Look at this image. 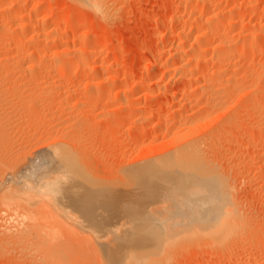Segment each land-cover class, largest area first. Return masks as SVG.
Listing matches in <instances>:
<instances>
[{
	"label": "rangeland",
	"instance_id": "1",
	"mask_svg": "<svg viewBox=\"0 0 264 264\" xmlns=\"http://www.w3.org/2000/svg\"><path fill=\"white\" fill-rule=\"evenodd\" d=\"M12 1L13 0L0 1V5H1L0 9H3V11L5 10L4 12H7L6 14H9L10 10L8 11V9L10 8L8 6ZM39 1L41 0H26L25 1L27 3L26 9H28L31 4L39 2ZM74 1L75 0H45V1L43 0L42 2L44 4L42 3L43 5H41L40 10L42 12L46 11L45 12L46 15L49 14L47 18H48V21L50 20L49 21L50 25H52L53 22H57V21L62 24L61 21L63 20V18L79 17L80 19L77 24H75L74 26L72 25V27L66 26L65 28L64 26H61V29L58 31V33L61 34V31H62L63 32L62 34H64V32L65 33L67 32V34H70V36L75 35L76 36L75 40H76L77 38L79 39V37H81L83 34L85 33L87 34L88 32L92 30L93 31L92 37L94 38L93 40L98 41V38H100L99 42H101L102 44L104 43V45L107 46V47L105 46L102 49V52L97 54L96 64H94L95 62H93L94 65L86 64L87 66L84 65L83 67V64L79 63L81 65L80 72H82V69H84L83 70L84 74H87L88 76L92 74L94 75L96 73L93 71V68L95 65L99 64L102 61L104 62L106 61V63H113L114 65L116 63L120 67H117L118 65L116 66V68L113 66L111 68H115V69L109 68L107 72L105 73L98 71L103 76L107 74L114 75V73H112L113 71L116 72L118 71V69H122V68L126 71L124 76L122 77V80L120 81L121 83L118 84L117 86L118 89L122 88V86H126L127 84H130L131 83L130 81L139 80L142 78L146 79L147 78L146 77L147 75L146 66L150 64V62L152 63L154 60H156V58L160 62V64L161 63L164 64V62L165 63L168 62L169 56L166 52H168L170 48H172L171 44L175 41L182 42L184 38L186 40V36L187 38L190 36L188 34V31L187 32L185 31V33L181 35V33H179L180 31L179 25L172 27V30L170 31L169 34H166L163 32V29L169 24L170 17L178 15L179 17H181L180 18L181 21L184 20L183 22L186 24H190L194 20L193 23H196V24L198 23V25L200 24V26H202L204 22L207 23L211 21V23H213L215 21L218 24L217 26L220 27L219 28L220 31L226 30L225 32L222 31L225 34H223L221 38L220 36L219 38L215 37L214 40L221 39V41H225L228 39V43L226 42L227 44H229L228 47H232L234 44V47L230 48V51L232 50L231 54L235 53L236 55L235 56L231 55L232 57L231 60L234 62H239V63L241 62V64L239 63H234V64L236 65L237 70H239L240 68L238 73L242 71L241 73L246 78L242 77V74L241 73L238 74L236 71V75L232 81V85L235 90L233 91L231 90L233 89L231 85V87L229 86V89L228 88H225L227 90L222 89L220 93L222 95L224 93L227 94L229 90L227 96L226 94H224L225 95L224 97L226 99L222 96L226 100L225 105H221L220 107L218 106L219 108L216 107V109L210 110L211 112L206 111V110L202 111V110H199L200 101L203 100L202 92H200V90L194 91L196 89H193L189 91L190 93L188 91L186 92V94L184 93L185 88L188 84V81H190L192 77H190V80L188 81H185L186 79H182L184 80V83L187 82L184 84L182 80H179V78L174 76L172 73L168 74V72L170 71H165V70H168L169 68H165L161 64L153 68V72L151 73L153 75V80L156 81V83L158 84V86L155 87L153 91L154 95L151 98L145 99L144 97L145 93L143 92V90H136L134 91L133 94H130L128 96L124 95V97L122 96L123 99H128L129 97L131 102L136 103V106L139 105L138 107L135 108L136 111L134 110V107L125 106L122 110L121 109L118 111L113 110L114 112L111 113L109 108H113L111 106L112 102L110 101L111 103L110 102L105 103L100 98H97L99 97V94L97 95L95 93L96 89L94 91V88L96 87L92 85V82L91 84L85 85L82 79L74 78L72 76H71L72 78L71 79L69 77L70 73L72 72L71 70H73L74 67L77 68L78 66L79 68V64H76L75 61H76V57L79 54V52L77 51V48L80 45L84 44L83 41L78 40V39L74 41L71 39V43L69 45H63L62 47L56 48L52 46V43L54 42L48 39L46 42L47 44H49V46H51V48L49 47L48 49H44V52L42 51L43 49L41 50L42 51L41 55L43 54L45 58V59L43 58L44 63L41 64L39 61V65L37 66L38 61L36 60L38 59L36 58L35 60L36 62L34 64L37 66V71L39 72V74L42 73V75L39 78V80L40 79L41 80L40 81L38 80L36 81L37 83L36 82L34 83L35 84L34 88L37 89L38 87L40 89L41 87L40 90L37 89L38 90L37 92L39 94L36 92V90H35V93L33 94L34 96L36 95L37 98L34 97L33 95H29L27 97V94L25 92L23 94L21 93L20 96L11 95L10 93H4L0 95V99H1L0 109L2 110V111L0 110L1 125L6 124L0 127V170L1 169L4 171L9 170V172H5L6 174H9L12 171L15 172L16 168L19 169V167L22 164H26V161H29L30 159L31 160L34 159V157H31V156L36 146H39L37 144L38 142L35 141L34 138L36 135H41L43 141H48L50 139H56V141L58 140L56 144L58 148L57 152L52 151V148L49 149V148L44 147L46 148L45 150L48 152L47 156L49 158L52 156L51 157L53 160L52 166H53V163L55 162L54 163L55 166H53L54 168H56L57 170L60 169V167L61 168L63 167L62 169H67L66 165L68 166V164L69 165L72 164L71 166H68V167L74 170L76 168V176L78 177L80 176L81 179H84V180L86 179L85 180L86 183H88V181H90L91 179V183H93V185L99 186V184L101 185L103 183L105 186L110 183L109 186L113 185V187L115 188L118 187V189L117 190L115 189L116 191L115 190L107 191L103 189L102 190L101 189L100 190H85L81 188H76V190H68V191L61 192L60 194L58 193L57 205L60 207V211H57L55 210L54 207L51 208L49 206L47 210L40 209L34 202L35 200L37 202L39 199L38 197L37 199H35L34 196H29L30 199L34 197V199H31L32 200L31 203H29L30 201L28 200L27 202H25L24 197L20 199H18L17 197H13L14 199L10 201L9 204H7L2 198L3 194L0 192V202L2 201L0 203V229L1 230L4 229L2 233L0 232V239L3 240V241L0 240V264H64V263L65 264H81V263L82 264H120V262L122 264H132V261H133L132 257L130 259L129 257H126V256L124 257V254L128 255V253L126 252L131 249V238L129 234H126V233H130V231H128L130 230L128 229L130 226V225L128 226V224L130 223H128V220L126 219H128L129 216H134L130 214V211L136 214V212L140 210L141 208L140 206L144 205L143 203L146 201H139L138 198H134V193L138 194L139 190L138 189L134 190V188H132L133 185L129 187L130 189H128L127 187L130 184H128L127 186L125 185V188L122 186H119V184L121 183H123L124 185L125 182L126 183L129 182L128 180H125V179H128L127 176L126 178L125 177L122 178L123 176L122 173L124 172L123 170L127 167L126 165L131 164L132 162H136V160L137 161L140 160V158H142L143 156V152H142L143 150L150 149L149 151L146 150L147 152H150L148 154L150 157H153V156L156 157V154H159L160 152H162L163 154V152L166 151V148L165 150L161 149L160 151H158L161 148V142L166 140V139L163 140L162 138L163 137L162 132H163V129L165 128V125L160 124V120L163 123L164 122L167 123L166 119L168 118V121L171 122V123H168L169 124L168 126L170 127L172 125V121L175 122L176 119L177 121H179L180 119L178 118L184 119V115H186V113L188 115L189 113L191 114L190 118H193L194 122L196 121L195 119L200 120L202 116L203 118L206 119L207 117L205 115L207 116L210 115L208 116L207 120L203 119L202 121L197 123L198 124L197 127H199L198 129L201 130V133L199 132L200 135L198 136L199 140L198 139L197 140L199 142L202 140L200 143H201L202 149L205 150L204 151L205 156L210 162L209 163L210 166H213V168H215L214 175H217V177H215L216 186L218 185L219 182L222 181L221 183H219L221 186L220 185L217 186L218 188H220V190L218 191L217 189L216 191L218 192L216 194L219 193L220 196L222 195L221 199L225 200L226 202L227 200H229V197H231L230 199L233 201L232 203L231 202L228 203V206H227L228 211L237 209L236 211L241 213L242 217H244V220L246 219L247 221L246 224L249 225L248 227L249 232H248V229L241 232L233 242H232V239L226 235H223V236L220 235L218 236L219 238H217L216 235H215L216 238L214 235H211L208 237L206 236V238H203V240L202 238L201 239L199 238L200 241L199 239L197 240L196 238L199 236L180 235L175 238L176 240H173L174 242L173 241L172 243L169 242V244H167L166 246L164 245L165 248L167 246H168L167 248H169V245L171 248L173 246L176 247V245L183 243V245H181L179 250L177 249L178 247L176 248L178 252L176 250L175 252L173 251L170 252L171 253L170 254L168 253V251L173 250L174 248L173 249L171 248L170 250H168L167 248L164 249V246H163V248H161L162 251H160L159 256L157 254H154L155 256L153 254L148 255L146 258L142 259L143 262H141L140 264H149L151 263V261L152 262L155 261V258L157 261L156 264H205V263L206 264H210V263L217 264L216 261L218 259L216 257H220L218 260L220 264L227 263L225 262L226 260L228 261V264H230L232 261L241 257L243 254H246L248 250L251 251V255L245 256V258L242 259L241 264L243 263L245 264V262H247L249 258H254L255 253L257 254V251H253L255 250L254 248L255 240L250 239L244 243H240L239 240L241 238H248L249 235H253L255 232L253 230H256V229H257L256 232H259L260 234L264 236V88H262L264 86V77H262L264 76V73L262 74L261 72V71H264L263 70L264 69V66H263L264 65V16H261L259 13V11L264 9V0H248L250 2H248L247 0H215V1L214 0H201V1L199 0L200 3L203 1L201 3L202 4L201 11L199 10V8L198 9L196 8L197 7L196 2L198 0L197 1L196 0H109V3L113 4L112 5L113 9H115L114 15L109 20H103V19L101 20V18L98 19L97 15L95 16L91 11L89 12L86 10L88 9L86 6L82 5L81 6L82 8H80L79 5L82 3L81 0H79V5H77L78 3L74 4L76 3ZM3 6H5V9ZM50 7L53 8L52 10H55V12L54 11L50 12L48 10L50 9ZM83 7H85V9ZM14 10H16V8ZM192 13H193V16H192ZM250 15H256V17L258 16L256 19L257 21H255L254 23H246V19L248 20ZM194 17H196V19ZM51 18H53L54 20L53 22L51 21L52 20ZM209 18L212 20H209ZM183 22L179 24H183ZM4 24L8 26L10 25L8 22ZM6 25H3L5 28L2 26V28L5 31L3 29H0L3 31V32L2 31L0 32V35H1L0 38L5 39L3 40V43H4L3 45H7L6 47H9L10 45L8 46V43L11 42L12 44L13 42L14 44L15 41H7L9 38L8 33L11 32L8 29L11 26L7 27ZM242 27L243 29L245 28V30H243ZM49 28L50 27L47 26L48 30ZM6 29L10 31V32H7V34H6ZM48 30H46L45 32H47ZM240 30H243L244 32H246L245 36L247 37L246 38L244 37L243 41H239L237 42L238 43L237 44L236 42H234L235 40L232 41V38L233 36H235L234 33L238 34L241 32ZM38 32H40V30H38ZM228 32L231 33V35ZM2 34L4 35L6 34V36L8 37ZM192 35L193 34H191V36L189 37L190 43H193L194 41H197V39H200L198 35H195V36L194 35L192 36ZM222 38L224 40H222ZM40 40H41L40 42L43 45L44 37L41 36ZM219 40L217 41V43L219 42ZM0 41L2 40L0 39ZM91 43L92 42H89L88 45L90 46ZM217 43L215 41L213 44H211V46L213 45L212 47L214 50L216 49L214 46H216ZM250 43L251 44L253 43L252 45H256V47L250 46L251 45ZM111 44L112 45L115 44L116 48L112 50L108 49V47ZM6 47L3 46V48H5L4 50H6V53L10 52L9 53L10 55L14 54L15 51H13L11 47H10V51ZM188 47L190 49H188ZM192 47L193 46L189 44L184 45L183 49L185 50L182 52L184 55H186L183 58L184 60L185 59L187 60L188 59L187 56L190 57V54L194 52V50H191L193 49ZM212 47L210 49H212ZM63 49L65 50L62 52ZM235 49H238V51H240L241 53H238L237 50H236L237 51L236 53ZM1 52H4L2 54H6L5 51L3 50ZM52 52H57L54 54L56 57L52 54ZM188 52L190 54L187 55ZM237 54H240L243 57H241L240 55H238L237 57ZM209 56L206 58L205 63L203 62L204 65L200 64L202 65V67H204L206 63L207 65L205 67L208 66L207 68H212V67L217 66L215 61L212 60L210 54ZM61 58L62 60H65V61H67L68 59L70 61L69 62L70 64L65 63L66 64L65 66L56 67V65L59 66L58 65L59 63L61 64ZM240 58L241 59L243 58V59L241 60ZM173 59L174 58L170 57V60L168 63H170V61ZM52 60H54L55 62L54 64H52L53 63L51 62ZM246 60L249 62L246 63L247 62ZM177 61L178 60H174V62H177ZM28 64L29 63H26L23 66L25 69H27L26 72L29 71ZM113 64H111L110 66H112ZM72 65H74V67ZM197 67H200L199 64L192 67V71L196 73V71L201 69ZM246 67L247 68L249 67V68L246 69ZM54 68L55 69L58 68V70L57 69L54 70ZM260 68H262L261 71H260ZM87 69L88 71H85ZM256 71H257V74H256ZM58 73H61V74H58ZM66 73L68 75H66ZM57 74H58V77H57ZM250 74L254 75L252 76V78H254L257 75L256 80H254L255 78L252 80ZM60 75H64L65 81L64 80L61 81L57 79L59 77H63ZM239 75H241V77ZM54 77H55V81H54ZM193 78H195V76H193ZM243 78L244 80H242ZM251 80L253 82V83L251 82L252 85L249 83L247 84V82H250ZM58 81L59 82L61 81V82L59 83ZM201 81L202 80H200L199 83H201ZM236 81L237 82L244 81L243 83L240 82L236 84V86L238 87L240 85L243 86L244 84H246L245 88L243 87L244 90L237 89V87L234 85ZM16 82L10 81L9 83L8 81L7 82L4 81L2 82L3 84L0 83V85H3L4 87H12V86L15 87L17 84L16 88L18 90L22 89V92H23L25 90V84L23 85L22 82H20L21 83L20 84L19 81H16ZM47 83L51 85V87ZM182 83L185 85V87L183 86ZM199 83L198 85H200ZM18 84H20V86H18ZM52 84L54 85V87ZM21 85L23 86V88H21ZM105 85L107 84L104 83V86ZM242 86H240L241 89H243ZM250 86H253V87L251 88ZM69 87L70 88L72 87V88L69 89ZM246 87L249 88L250 91L247 92ZM64 90H67V93ZM45 91H48L49 93L47 94V92ZM57 91L58 93L61 92L59 93L60 95L57 93ZM115 91H117V89ZM115 91L113 90L112 93L115 94ZM88 92L90 94L94 93L95 95L91 96L90 94H88L89 95L88 97V95H86ZM198 93H200L201 95H199ZM189 94L191 96H189ZM45 95L47 96V98L45 97ZM71 96H72V99H71ZM197 96L201 98V100ZM229 96L232 98H230ZM31 97H34V98H31ZM227 97H228V100H227ZM23 98L25 99L23 100ZM76 98L79 101H77ZM96 98H97V101H95ZM35 99L36 100L38 99L37 100L38 102ZM91 100L93 103L97 105L92 104V102L90 103L89 101ZM230 100L231 102L228 103ZM192 101L195 103H193ZM85 106L86 107L88 106V107L86 108ZM76 107H78V109ZM89 107L93 109L90 110ZM224 107L226 108V110ZM23 109L25 112L23 111ZM97 109L98 110L100 109V111H97ZM39 110L41 112H39ZM137 110L138 111L140 110V111L138 112ZM96 112H98L99 114ZM230 112L232 114H230ZM140 116L141 118H139ZM99 117H101L103 121ZM164 117H167V118L165 119ZM88 118H90L93 121H91ZM230 118L232 119L234 118L233 121L230 120ZM236 118L237 120H239L237 121L238 123L234 122ZM112 119L114 120L112 121ZM163 119H165L166 121L165 120L162 121ZM86 121L87 122L89 121V122L87 123ZM83 122L87 123L88 125H86ZM178 125L177 124L175 125L174 123L171 126V128L177 127ZM111 131L114 136L111 134ZM59 136H60V139H59ZM112 138L114 139V141ZM78 141L80 142L79 144H78ZM81 142H82V145H81ZM150 145L152 146V148H147ZM138 147H139V150H138ZM212 147L215 149H213ZM151 149H154V150L156 149L155 151L157 152H153ZM84 156L86 159L82 158ZM42 157L41 159L44 161L45 157L44 156ZM56 160L62 166L60 165L56 166L58 164ZM53 167L52 169H54ZM72 167H75V168H72ZM119 170L122 172H120ZM59 171H61V173L63 172L62 170H58L57 172L59 173ZM65 171L67 173V170ZM72 171L70 172L68 171L67 174H70ZM3 172L2 173L0 172L1 173L0 179L4 175H6L5 173L3 174ZM66 173H65V175L67 176L66 180L71 179L75 181L77 179L76 176H74L75 172L74 173L72 172L73 174L71 173V175H73L74 178H72V176L70 175H67ZM124 174L126 175L125 172ZM78 179L77 181H80ZM108 179H111V180H108ZM123 179L125 180V182ZM217 179L219 182L217 181ZM103 180L105 181L107 180V181L105 182ZM98 181H100V183ZM117 182H118V185H115L117 184ZM222 183L223 185L224 184L226 185V186L225 185L223 186L226 192L225 190H222L224 191L223 192L224 194L221 193L222 192L221 188L223 189ZM20 186L21 188L26 187L23 184H21ZM129 192L131 196L127 195V197H125V195H123V194H128ZM103 193L105 194L113 193V195L112 196L107 195L104 197V196H101V194ZM116 193L117 194L122 193L121 195L123 197L120 194L117 195ZM225 193L229 195L227 200L225 198L227 197ZM114 194H116L117 196H115ZM100 196L103 198H101ZM118 196H120L122 200L118 198ZM114 197L116 198V200ZM133 198L135 199L134 202H133ZM124 199L126 200L123 201ZM137 202L139 204H137ZM226 204L227 203H225V205ZM225 205L223 209L224 211L227 210ZM29 209L37 212V214L35 215L33 214L35 217L37 218L39 217L36 220H40L41 222L45 220L43 224L41 222L39 223L41 227L43 225V227L45 226L47 228L49 224H52V226L51 225L48 226V228L52 227L51 230H53L52 232L50 231L48 232L49 235L47 234V231L44 232L45 230L43 227L42 228L39 227L40 225L37 224V221L35 222L33 220L34 223L30 225L29 220L31 218L28 219L24 216ZM104 209L108 211L112 209L116 210L117 215L119 214L118 217L120 218L119 219L118 217H116L118 218V222L122 221L125 223V220L127 221L125 223V225L127 224L126 228L124 226L125 230H122L124 223L122 225L120 223V226H122L121 229H119L120 226L118 225L115 226V228L117 227L119 229V232H117V229H115L114 226L112 227L113 229L109 227L106 229L105 232H107L109 235H111L110 233H112V236H107L108 234L105 232H102V233H105L104 234L105 236L99 233V231L97 230L98 228L96 226L97 225L96 218H98L99 212ZM22 212L24 213V215H22ZM138 214L140 213L138 212ZM40 215H42L41 216L42 219ZM48 222L50 223L48 224ZM35 223L38 225V230H36L37 233L41 232V229L44 230L38 235L37 233L32 232L33 230L31 229L32 225ZM46 223L48 225H45ZM33 228L35 229V227ZM48 228L46 230H48ZM9 229L13 231L14 230L17 231L16 234L14 233L15 236L8 234L9 232L10 233L13 232V231H8ZM28 230L30 232H28ZM112 230L114 231L112 232ZM115 230L117 233L115 232ZM121 230L124 231V233L126 234L125 235L126 237L123 238L124 234ZM251 231L253 233H251ZM17 233H20V236H16ZM115 233L116 235L122 234L123 236L117 237ZM4 234L5 235L7 234L6 235L7 237H3ZM100 234H101V237L99 239H102V240L100 241L96 240L95 239L96 236H99ZM242 235H244V237ZM181 236H184V237H181ZM201 236H204V235L201 234ZM209 237H212L215 240H212ZM114 238H115V241H117L116 238H118V241L116 243L114 242ZM120 238H123V239H120ZM207 238L210 239L211 243L213 242L216 244L208 245V243L210 242L207 241ZM188 239H191L192 241L190 242L189 240L190 242L189 243ZM120 240H122V243L119 242ZM182 240H187V245L186 244L184 245V241ZM177 241L178 242L181 241V242L178 244ZM262 241H263L262 242L263 244L264 239ZM219 242H220V245H219ZM199 244L201 245L200 247H199ZM193 245H194V248L192 247ZM184 246L185 247L187 246L186 249L184 248ZM216 246L218 247V249ZM225 246L228 250H226ZM236 246L238 247V249ZM103 248H108V249H106V252H105ZM163 250L165 251L168 250V251L164 252ZM109 251H111V253H109ZM218 252L220 253L218 254ZM166 253L168 256H165ZM117 254L119 255L117 256ZM226 254H228V256H226ZM68 255L72 258H70ZM222 255H223V259L226 258L224 260V263L222 262L223 260L221 259ZM162 256L163 258L165 257V259L167 257L165 262H163V260L160 258ZM232 257H234V259H232ZM51 258L52 260H50ZM152 258L153 260H151ZM158 258H160L162 261L161 260L158 261ZM230 259H232V261ZM98 261L100 262L98 263ZM154 263L155 262H153L152 264Z\"/></svg>",
	"mask_w": 264,
	"mask_h": 264
},
{
	"label": "bare ground",
	"instance_id": "2",
	"mask_svg": "<svg viewBox=\"0 0 264 264\" xmlns=\"http://www.w3.org/2000/svg\"><path fill=\"white\" fill-rule=\"evenodd\" d=\"M2 1V0H0ZM4 1V0H3ZM26 0H13L10 4H9V8L8 11H9V14H6L7 12H4L3 9H0V29H3L2 26L3 25H6L4 23L8 22L10 25H6L7 27H10L8 30L6 29V34L7 32H10L8 33L9 34V38L7 41H15V43L11 44L8 43V46L9 47H6L7 45H3V40L5 39H2L0 38L2 41H0V83L3 84L2 82H9L10 81L12 82H16V81H19L23 83V85L25 84V90L22 92V89L23 86L21 85V90H18L16 88V86H12V87H4L3 85H0V95L1 94H4V93H10L11 95H21V93L23 94L24 92L27 94V97L29 95H33L35 93V90L36 92L38 91L37 89H39L37 87H35V82L39 80L40 76L42 75L39 74V72L37 71V66L39 65V61L40 63H44L43 61V54L41 55V52L43 51L44 52V49H48L49 47L51 48V46H49V44H47V40L49 39L50 41L52 40L54 43H52V46L53 47H62L63 45H69L71 43V39L76 41L75 40V35H72L70 36V34H67V32L64 34H62L63 32L61 31V34L58 33V31L61 29V26H64V28L67 26V27H72V25L74 26L75 24H77L79 22V17H67V18H63V20L61 21L62 24L60 22H53V18H51L52 20V25L49 24V21H48V18L47 16L49 15H46V11L45 12H42L40 10V7L41 5H43L44 3L42 2L43 0L39 1V2H36V3H33L30 5V7L28 9H26L27 7V3L25 2ZM45 1V0H44ZM82 1V3H81ZM80 1V5H79V0H75L74 4H77L80 6V8H82L81 6H86L88 9H86L87 11H91L95 16L97 15L98 19L101 18V20H109L113 15H114V10L113 9V4L112 3H109V0H81ZM197 1V0H196ZM201 1V0H200ZM215 1V0H214ZM248 1V0H247ZM7 2V1H6ZM113 2V1H112ZM199 0L196 2V8L201 11V6H202V2L199 4L198 3ZM208 2V1H207ZM250 2V1H248ZM43 3V4H42ZM216 3V2H215ZM7 4V3H6ZM187 4V3H186ZM199 4V6H198ZM243 4V2H242ZM241 4V5H242ZM245 4V3H244ZM3 5V4H2ZM184 5V4H183ZM205 5V4H204ZM207 5V3H206ZM214 5V4H212ZM211 5V6H212ZM252 5V4H251ZM1 6V5H0ZM209 6V5H208ZM210 6V7H211ZM216 6V5H215ZM245 6V5H244ZM248 6V5H247ZM4 9H5V6H3ZM77 7V6H76ZM190 7V6H189ZM188 7V9H189ZM192 7V6H191ZM206 7V6H205ZM218 7V6H217ZM243 7V6H242ZM1 8V7H0ZM16 8V10H14ZM85 9V7H83ZM177 8V7H176ZM12 9V11H11ZM53 8L50 7V9H48L50 12L54 11L55 10H52ZM185 9V7H184ZM209 9V8H207ZM26 10V11H25ZM28 10V12H27ZM187 11V9H186ZM190 11V9H189ZM195 11V10H194ZM197 11V10H196ZM208 11V10H207ZM219 12V11H218ZM217 12V13H218ZM251 12V11H250ZM48 13V12H47ZM220 13V12H219ZM260 15L261 16H264V9L259 11ZM56 14V13H54ZM251 14V13H250ZM254 14V13H253ZM259 15V16H260ZM53 16V15H52ZM192 16H193V13H192ZM196 16V15H194ZM198 17V15H197ZM210 17V16H209ZM212 17V16H211ZM258 17V16H257ZM256 15H250L249 16V19L247 20L246 19V23H254L255 21H257ZM181 17H179L178 15L176 16H171L170 19H169V24L168 26H166L164 29H163V32L166 33V34H169L170 31L172 30V27L176 26V25H179V28H180V31L179 33H181V35H183L185 33V31L187 32L188 31V34L191 36V34H193L194 36L195 35H198L200 39H197V41H192L193 43H190V39L189 37L187 38L186 36V40L185 38L182 40V42H179V41H175L173 42L171 45H172V48H170V50L168 52H166L169 56V60H170V57L174 58L173 60L169 62H164L161 63L165 68H169L168 70H165V71H170L168 72L169 73H172L174 76H176L177 78H179V80H182V79H186L185 81H188L190 80V77L193 78V76H195V78H191L190 81H188V84L185 88V91L184 93L186 94V92L190 91V90H193V89H196L194 91H197V90H200V92H202V101H200V108L199 110H206V111H210L212 109H216L219 108L221 105H225V95L226 93H224L223 95L220 94L221 93V90L222 89H225V88H228L229 89V86L231 87L232 85V81L236 75V71L238 73V71L240 70H237L236 68V65L234 63H239V62H234L231 60V55L235 56L236 54H231V51H230V48H233L234 47V44L232 47H228L229 44L228 43V39L225 40V41H221V39L219 40V36L221 38V36L225 33H223L222 31H226V30H222L220 31V27H218L217 23L213 22L211 23V21L209 20H212L209 18V22L202 24V26H200V24L198 25V23H193L191 22L190 24H186L184 23L181 19ZM196 19V17H194ZM193 18V19H194ZM213 18V17H212ZM217 18V17H216ZM259 19V18H258ZM192 20V19H191ZM190 21V20H189ZM219 21V20H218ZM259 21V20H258ZM183 22V24H179ZM186 22V21H185ZM188 22V21H187ZM196 22V20H195ZM202 22V20H201ZM200 22V23H201ZM231 22V21H229ZM56 23V24H54ZM205 25V26H204ZM242 25V24H241ZM47 26H49V30L47 29ZM246 26V25H245ZM4 27V26H3ZM178 27V26H177ZM223 27V26H222ZM5 28V27H4ZM40 28V29H38ZM78 28V26H77ZM76 28V29H77ZM225 28V27H224ZM40 30V32H38V30ZM48 30L47 32H45L46 30ZM63 29V28H62ZM241 29V28H240ZM243 29V27H242ZM4 30V29H3ZM245 30V28L243 29ZM243 30H240L241 32L240 33H234L235 36H233V38L230 36L231 33H229L230 37L232 38V41L234 42H239V41H243V38L247 37L245 36L246 32H244ZM2 30H0L1 32ZM5 31V30H4ZM243 31V32H242ZM258 31V30H256ZM3 32V31H2ZM195 33V34H194ZM197 33V34H196ZM255 33V32H253ZM259 33V32H257ZM6 34H2L4 36H6ZM261 34V32H260ZM192 35V36H193ZM233 35V34H232ZM258 35V34H257ZM44 37V44L42 45V43L40 42V37ZM93 31L91 30L90 32H88L87 34H83L81 37H79L78 40H81L83 41L84 44L80 45L78 48H77V51L79 52L78 56L76 57V61L75 63L76 64H83V67L84 65L87 66L89 64H96L97 62V54L102 52V49L106 46L104 45V43L102 44L101 42H99V39L98 38V41H94L93 39ZM197 36V37H198ZM226 36V35H224ZM223 36V37H224ZM1 37V35H0ZM8 37V36H6ZM215 37H218L217 39L219 40V42L217 43L218 40H214ZM228 37V36H227ZM7 39V38H6ZM222 40H224L222 38ZM43 41V40H42ZM70 41V42H69ZM216 41V46H214L216 49L214 50L213 49V45L211 46V44H213L214 42ZM89 42H92L91 45L89 46L88 43ZM227 42V43H226ZM233 42V43H234ZM41 43V44H40ZM49 43V42H48ZM192 45L193 49L191 50H194V52H192L191 54L188 52V54H190V57H188V59L184 60V55L182 52L185 50L183 49L184 45ZM238 44V43H237ZM251 44V43H250ZM253 44V43H252ZM250 45V46H254L256 47V45ZM255 44V43H254ZM14 47H12V46ZM247 45V44H246ZM6 47L9 49L10 51V47L12 48L14 52V54H9L10 52H7L6 53V50H4ZM212 49H210L211 47ZM249 46V45H248ZM258 46V45H257ZM107 47V46H106ZM116 48V45L115 44H111L108 49L112 50ZM247 48V47H246ZM245 48V49H246ZM43 49V50H42ZM55 49V48H54ZM188 49H190L188 47ZM210 49V50H209ZM255 49V48H254ZM262 49V48H261ZM5 51L6 54H2L4 52H1V51ZM42 50V51H41ZM56 50V49H55ZM53 50V51H55ZM65 49L62 50V52L64 51ZM105 50V49H104ZM212 50V51H211ZM234 50V49H233ZM238 51V49H235V51ZM242 50V49H240ZM247 50V49H246ZM249 50V49H248ZM251 50V48H250ZM258 50V49H257ZM12 51V52H13ZM67 51V50H66ZM69 51V49H68ZM73 51V50H72ZM236 51V53H237ZM234 52V51H233ZM232 52V53H233ZM250 52V51H249ZM247 52V53H249ZM55 53L57 52H52V54L54 55ZM70 53V52H69ZM67 53V54H69ZM76 53V52H75ZM160 53V52H159ZM238 53H241L240 51H238ZM45 54V53H44ZM166 54V55H167ZM209 54L211 55V58L213 61H215V63L217 64V66H214L215 67H212V68H207L205 67L207 65L202 67V65L200 64H203L205 63L206 61V58L209 56ZM243 54V53H242ZM65 55V54H64ZM238 55L240 54H237V57ZM55 56V55H54ZM71 56V55H70ZM241 57H243L242 55H240ZM247 56V55H246ZM56 57V56H55ZM210 57V56H209ZM36 58L38 60H36ZM164 58V57H163ZM45 59V58H44ZM210 59V58H209ZM241 59V58H240ZM243 59V58H242ZM241 59V60H242ZM263 59V58H262ZM38 61L37 63V66L34 65L36 61ZM56 60V59H54ZM54 60H52L51 62H53L52 64H54ZM100 60V59H99ZM174 60H178L177 62H174ZM211 60V59H210ZM237 60V59H236ZM34 61V63H33ZM209 61V60H208ZM212 61V62H213ZM240 61V60H238ZM244 61V60H243ZM247 61V60H246ZM263 61V60H262ZM70 61L67 59V61L65 60H62L61 58V64L57 63L59 66L56 65V67H62V66H65L66 64L65 63H69ZM90 62V63H89ZM93 62H95L93 64ZM110 62V61H109ZM204 62V63H203ZM245 62V61H244ZM249 61H247L246 63H248ZM26 63H29L28 64V68H29V71L26 72L27 69H25L23 66L24 64ZM32 63V64H31ZM118 63V62H117ZM141 63V62H140ZM243 63V62H242ZM79 64V68L77 66V68L74 67V65H72L74 68L73 70H71L72 72L70 73L69 77L71 78L74 77V78H80L83 80V83L85 85L87 84H91L92 82V85H94L96 88H94V91L96 89V94L98 95L99 94V97L97 98H100L101 100H103L105 103L106 102H112V107L113 108H109L110 109V112H114L115 110L118 111V110H122L125 106H128V107H134V110L136 111V103L134 102H131L129 97L128 99H123L122 96L124 97L125 96H128L130 94H133L134 91L136 90H143V92L145 93L144 94V97L145 99L146 98H151L154 93V89L156 86H158V84L156 83V81L153 80V75L151 74L153 72V68H155L156 66H159L161 65L160 62L157 60H154L152 63L150 62V64H148L146 66V79L142 78V79H139V80H134V81H130L129 83L130 84H127L126 86H122V88H119L118 89V84H120L121 80H122V77L124 76L125 74V70L123 69H118V71L116 72H112L114 73V75H102L100 74L98 71L100 72H107V70L111 67H115L118 65L115 63V65L113 63H106V61H102L100 62L99 64L95 65L94 68H93V71L94 72H98L97 74L95 73L94 76L93 74L92 75H87V74H84V69H82V72H80V67L81 65ZM87 64V65H86ZM111 64H113L112 66H110ZM197 64H199L200 67H197V68H201L199 69L198 71L193 72L192 71V67L196 66ZM241 64V62L239 63ZM246 65V64H245ZM262 65V64H261ZM47 66V65H46ZM210 66V65H209ZM264 66V65H263ZM41 67V66H40ZM44 67V66H43ZM117 67H120L119 65ZM243 67V66H241ZM24 68V69H23ZM115 68H111V69H115ZM127 68V67H126ZM249 68V67H248ZM246 67V69H248ZM43 69V68H42ZM45 69V68H44ZM58 70V68H56ZM54 68V70H56ZM61 69V68H60ZM89 69V68H88ZM85 70V71H88ZM262 68H260V71H261ZM50 70V69H49ZM91 70V69H90ZM89 70V71H90ZM264 70V69H263ZM46 71V70H45ZM65 71V69H64ZM112 71V70H110ZM244 71V70H243ZM259 71V72H260ZM242 72V71H241ZM239 72V73H241ZM248 72V71H247ZM252 72V71H251ZM262 74L264 73V71H261ZM88 73V72H87ZM238 73V74H239ZM246 73V72H244ZM250 73V72H249ZM48 74V73H47ZM56 74V73H55ZM58 74H61V73H58ZM58 74H57V77H58ZM128 74V73H127ZM237 74V76H238ZM242 74V73H241ZM248 74V73H247ZM255 74V73H254ZM256 74H257V71H256ZM45 75V74H44ZM51 75V74H50ZM66 75H68L66 73ZM234 75V76H233ZM249 75V74H248ZM251 75V74H250ZM56 76V75H55ZM60 76H63V77H59L57 78L58 80H64V75H60ZM164 76V75H163ZM241 77V75H239ZM252 76H254L253 74L251 75V78ZM257 76V75H256ZM256 76L254 78H252V80H256ZM262 76V75H261ZM242 77H245L243 74H242ZM264 77V76H262ZM176 78V79H177ZM246 78V77H245ZM67 79V77H66ZM72 79V78H71ZM99 79V80H97ZM199 79V80H198ZM250 79V77H249ZM41 80V79H40ZM39 80V81H40ZM81 80V81H82ZM97 80V81H96ZM201 81V83H199ZM244 80V78L242 79ZM252 80L250 82H247V84H251ZM46 81V80H45ZM54 81H55V77H54ZM60 81V82H61ZM65 81V80H64ZM63 81V82H64ZM67 81V80H66ZM96 81V82H94ZM183 83H184V80H182ZM235 81V80H234ZM239 81V79H238ZM249 81V80H248ZM53 82V81H52ZM59 82V81H58ZM59 82V83H60ZM241 82V81H240ZM240 82H237L234 84L236 86L237 83H240ZM244 82V81H243ZM241 82V83H243ZM17 83V82H16ZM37 83V82H36ZM44 83V82H43ZM42 83V84H43ZM50 83V82H49ZM104 83H106L107 85L104 86ZM182 83V84H183ZM187 83V82H185ZM184 83V84H185ZM198 83L200 85H198ZM253 83V82H252ZM21 84V83H20ZM20 84H18V86H20ZM41 84V83H40ZM48 84V83H47ZM56 84V83H54ZM74 84V83H73ZM183 84V86L185 87V85ZM14 85V83H13ZM49 85V84H48ZM53 85V84H52ZM60 85V84H59ZM252 85V84H251ZM37 86V84H36ZM51 87V85H49ZM58 86V84H57ZM242 86V85H240ZM240 86H236L237 89L239 90H244L246 84H244L242 86L243 89L240 88ZM54 87V85H53ZM60 87V86H59ZM66 87V86H65ZM68 87V86H67ZM249 87V86H247ZM246 87V88H247ZM251 88L253 86H250ZM61 88V87H60ZM63 88V86H62ZM72 88V87H71ZM69 87V89H71ZM159 88V87H158ZM232 88H233V85H232ZM264 88V86L262 87ZM41 89V87H40ZM39 89V90H40ZM43 89V88H42ZM52 89V88H51ZM67 89V88H66ZM80 89V88H79ZM117 89V91H115ZM231 89V88H230ZM57 90V88H56ZM74 90V89H73ZM115 91V94L112 93V91ZM160 90V89H159ZM168 90V89H167ZM227 90V89H225ZM224 90V91H225ZM232 91L235 90L234 88L231 89ZM237 90V91H238ZM263 90V89H262ZM50 91V90H49ZM61 91V90H60ZM66 91L67 93V90H64ZM250 91L249 88H247V92ZM40 92V91H39ZM47 92V94L49 93L48 91H45ZM62 92V91H61ZM59 92V93H61ZM69 92V91H68ZM92 92V91H91ZM168 92V91H167ZM199 92V91H198ZM229 92V90H228ZM227 92V94H228ZM38 93V92H37ZM58 93V91H57ZM58 93V94H59ZM190 93V92H189ZM192 93V92H191ZM39 94V93H38ZM42 94V93H41ZM45 94V93H44ZM57 94V95H58ZM70 94V93H69ZM90 94L89 92L86 94L88 95ZM199 95H201L200 93H198ZM226 94V96H227ZM43 95V94H42ZM60 95V94H59ZM85 95V94H84ZM91 96L92 95H95L94 93L93 94H90ZM194 95V94H193ZM192 95V96H193ZM198 95V96H199ZM230 95V94H229ZM34 96V95H33ZM44 96V95H43ZM49 96V95H48ZM173 96V95H172ZM189 96H191L189 94ZM188 96V98H189ZM197 96V97H198ZM225 98H223V97ZM9 97V96H8ZM18 97V96H17ZM22 97V96H21ZM36 97V95L34 96ZM34 97H31V98H34ZM45 97L47 98V96L45 95ZM55 97V96H54ZM69 97V96H68ZM77 97V96H76ZM89 97V95H88ZM133 97V96H132ZM196 97V98H197ZM230 97V96H229ZM26 98V97H25ZM23 98V100L25 99ZM37 98V97H36ZM94 98V97H93ZM97 98L95 101H97ZM199 98V97H198ZM232 98V97H230ZM229 98V99H230ZM240 98V97H238ZM13 99V98H12ZM71 99H72V96H71ZM77 99V98H76ZM90 99V98H89ZM201 100V98H199ZM1 100V99H0ZM28 100V98H27ZM36 100V99H35ZM38 100V99H37ZM36 100V101H37ZM45 100V99H44ZM60 100V99H59ZM64 100V99H63ZM99 100V99H98ZM100 100V101H101ZM227 100H228V97H227ZM30 101V99H29ZM74 101V100H73ZM77 101H79L77 99ZM191 101V100H189ZM194 101V99H193ZM192 101V102H193ZM199 101V100H198ZM12 102V101H11ZM38 102V101H37ZM52 102V101H51ZM76 102V101H75ZM90 103L92 102L89 101ZM110 102V103H111ZM228 102V101H227ZM226 102V103H227ZM231 100L228 102L230 103ZM18 103V102H17ZM26 103V102H25ZM28 103V102H27ZM56 103V102H55ZM63 103V102H62ZM81 103V102H80ZM101 103V102H100ZM195 103V102H193ZM197 103V102H196ZM235 103V102H234ZM41 104V103H39ZM58 104V103H57ZM78 104V103H77ZM92 104H95L92 102ZM109 104V103H108ZM232 104V103H231ZM76 105V104H75ZM84 105V104H83ZM97 105V104H95ZM193 105V104H192ZM229 105V104H228ZM253 105V104H251ZM255 105V104H254ZM2 106V104H1ZM12 106V105H11ZM34 106V105H32ZM43 106V105H42ZM45 106V105H44ZM105 106V105H103ZM181 106V105H180ZM191 106V105H190ZM219 106V107H218ZM56 107V106H55ZM62 107V106H61ZM74 107V106H73ZM86 107V106H85ZM88 107V106H87ZM86 107V108H87ZM91 107V106H90ZM89 107V108H90ZM196 107V106H195ZM223 107V106H222ZM7 108V107H6ZM10 108V107H9ZM8 108V109H9ZM32 108V107H31ZM39 108V106H38ZM78 109V107H76ZM225 108V107H224ZM36 109V107H35ZM43 109V108H42ZM93 109V108H92ZM90 108V110H92ZM103 109V108H102ZM107 109V108H105ZM104 109V110H105ZM132 109V108H130ZM1 110V109H0ZM4 110V109H3ZM21 110V109H20ZM26 110V109H25ZM41 110V109H40ZM39 110V112H41ZM63 110V109H62ZM69 110V109H68ZM71 110V109H70ZM85 110V109H84ZM114 110V111H113ZM198 110V108H197ZM226 110V108H225ZM2 111V110H1ZM24 111V109H23ZM96 111V110H95ZM97 111H100V109ZM109 111V110H108ZM138 111V110H137ZM140 111V110H139ZM138 111V112H139ZM224 111V110H223ZM258 111V110H257ZM4 112V111H3ZM25 112V111H24ZM55 112V111H54ZM92 112V111H91ZM124 112V111H123ZM130 112V111H129ZM205 112V111H204ZM211 112V111H210ZM85 113V112H84ZM98 113V112H96ZM95 113V114H96ZM101 113V112H100ZM182 113V112H181ZM194 113V112H193ZM208 113V112H207ZM215 113V112H214ZM19 114V113H18ZM21 114V113H20ZM44 114V112H43ZM67 114V113H66ZM94 114V112H93ZM99 114V113H98ZM156 114V113H155ZM164 114V113H163ZM210 114V113H209ZM213 114V112H212ZM230 114H232L230 112ZM32 115V114H31ZM202 115V114H200ZM239 115V114H238ZM253 115V114H252ZM7 116V115H6ZM53 116V115H52ZM98 116V115H97ZM137 116V115H136ZM158 116V115H157ZM181 116V115H180ZM179 116V117H180ZM183 116V114H182ZM197 116V115H196ZM199 116V115H198ZM207 118L208 116L210 115H205ZM214 116V115H213ZM1 117V116H0ZM42 117V116H41ZM50 117V116H49ZM90 117V116H89ZM102 117V116H101ZM99 117L101 120L102 118ZM114 117V116H113ZM191 117V114L189 113V115L186 113V115H184V119L182 118H178L180 119L179 121H177V119L175 120V122L172 121V125L175 123V125L179 124L177 127H172L171 126L169 127L168 123H171L168 121V118L167 117H164L165 119H163L162 121H166L167 123H163L161 122L160 120V124H164L165 125V128L163 129V140L166 139L165 141L161 142V148L158 150L160 151L161 149H164L166 148V151L163 152H160L159 154H156V157L153 156V157H150L148 154L150 152H147L149 151L150 149H145L147 150H141L143 152V156L142 158H140V160H136V162H132L131 164H128L126 165L127 167L123 170L126 175L124 174V172L122 173L123 177L127 178L128 179H125V180H128L129 182H125L124 180V185L123 183L119 184V186H122L125 188V185L128 187V189H130L129 187L131 185L132 188L135 189H138L139 190V193L136 194L134 193V198H138L139 201H146L144 202L142 206H140V210H138L135 213H133L132 211H130V214L131 215H134V216H129L128 219V226L130 230V233H126V234H129L130 238H131V249L128 250L126 253H128V255H125L124 254V257H129V259L132 257L133 261H132V264H140L142 261V259L146 258L148 255H154V254H157L159 256V253L161 250V248H163V246L172 243L173 240H176L175 238L180 236V235H190V236H199V237H196L197 240L200 238H206V236H211V235H216L217 238H219L218 236L220 235H226L228 237H230L232 239V242L236 239V237L243 231L247 230L249 225L246 224L247 221L246 219L244 220V217H242L241 213L237 212L236 210H231V211H228V203H232L233 200H231L229 197V195H227L226 200L227 198L229 197V200H227V202L223 199H221L222 195L220 196L219 193L216 194L220 188H218L217 186L220 185L217 179V182L218 185L216 186V178L217 175H214V170L215 168H213V166H210V162L208 161V159L206 158L205 156V153L201 147V141L199 142V138L198 136L200 135L201 133V130H199L197 127V123H199L200 121H202L203 119V116L202 118L199 120V119H195L196 121L194 122L193 118H190ZM243 117V116H242ZM141 118V116L139 117ZM161 118V117H160ZM190 118V119H189ZM196 118V117H195ZM198 118V117H197ZM207 118L205 120H207ZM228 118V117H227ZM238 118V117H237ZM237 118L235 119V123H238L237 121ZM12 119V118H11ZM38 119V117H37ZM49 119V118H48ZM66 119V118H65ZM90 119V118H88ZM104 119V117H103ZM124 119V118H123ZM134 119V118H133ZM234 119V118H233ZM232 118H230V120L233 121ZM76 120V119H75ZM87 120V119H86ZM91 120V119H90ZM100 120V121H101ZM114 119H112L113 121ZM173 120V119H172ZM199 120V121H198ZM12 121V120H11ZM93 121V120H91ZM103 121V120H102ZM105 121V120H104ZM108 121V120H106ZM131 121V120H130ZM10 122V121H9ZM55 122V121H54ZM87 122V121H86ZM89 122V121H88ZM87 122V123H88ZM117 122V121H116ZM115 122V123H116ZM139 122V121H138ZM183 122V123H182ZM204 122V121H203ZM7 123V122H6ZM74 123V122H73ZM85 123V122H83ZM87 123H85L86 125H88ZM105 123V122H104ZM202 123V122H201ZM221 123V122H220ZM159 124V125H160ZM2 125H6V124H2ZM1 125V118H0V127L2 126ZM33 125V124H32ZM69 125V124H68ZM102 125V124H101ZM104 125V124H103ZM111 125V124H110ZM129 125V124H128ZM85 126V125H84ZM109 126V125H108ZM127 126V125H126ZM7 127V126H6ZM36 128V127H35ZM68 128V127H67ZM111 128V126H110ZM206 129V128H205ZM111 130V129H110ZM146 131V130H144ZM148 132V131H147ZM200 132V133H199ZM145 133V132H144ZM42 134V133H41ZM111 134H112V131H111ZM218 134V133H217ZM54 135V134H53ZM52 135V136H53ZM113 135V134H112ZM116 135V134H115ZM220 135V134H219ZM114 136V135H113ZM138 136V135H137ZM155 136V135H154ZM221 136V135H220ZM33 137V136H32ZM112 137V136H111ZM153 137V136H152ZM78 138V137H77ZM110 138V137H109ZM46 139V138H45ZM59 139H60V136H59ZM95 139V138H94ZM113 139V138H112ZM154 139V138H153ZM198 139V140H197ZM201 139V138H200ZM35 141H37L38 145L39 146H36L33 154L31 157H34V159H30L29 161H26V164H22L19 169L16 168L15 172L12 171L11 173L9 174H6L5 172H9V170H0V172L2 173L3 171V174L5 173L6 175H2L1 179H0V192L3 194L2 195V198L4 199L5 203L9 204L10 201H12L14 198L13 197H17L18 199L20 198H23L24 197V200L25 202L30 201L29 203H31V199H37L38 197V201L36 202V200L34 201L36 203V205L42 209V210H47L48 209V206L49 207H54L55 210L57 211H60V207L57 205V198H58V193L60 194L61 192H64V191H68V190H76V188H81V189H85V190H107V191H114L115 189L117 190L118 187H113V185H105L102 183L101 185L99 184L98 185H93V183H91V179L90 181H88V183H86V179H81V177L79 176H76V168L75 167H72V168H75L74 169H70L68 166H71L68 164V166L66 165V168L67 169H62L60 167V169L58 170H62L63 172L61 173V171H59V173L57 172L58 170L56 168H54L53 166H55V162L53 163V166H52V156L49 158L47 155H48V152L45 150L46 148H52V151H56L58 150L56 144H57V141L56 139H50L48 141H43L42 139V136L41 135H36L35 138H34ZM79 140V139H78ZM155 140V139H154ZM157 140V139H156ZM114 141V139H113ZM118 141V140H117ZM161 141V140H160ZM63 142V141H62ZM65 142V141H64ZM152 142V141H151ZM159 142V141H158ZM61 143V142H60ZM66 143V142H65ZM73 143V142H72ZM80 142L78 141V144ZM114 143V142H113ZM157 143V142H156ZM154 143V144H156ZM84 144V143H83ZM217 144V143H216ZM81 145H82V142H81ZM137 145V144H136ZM160 145V144H158ZM85 146V145H84ZM46 147V148H44ZM154 147V146H153ZM215 147V145H214ZM83 148V147H82ZM147 148H152V146L150 145L149 147ZM157 148V147H156ZM213 148V147H212ZM124 149V148H123ZM205 149V148H204ZM215 149V148H213ZM138 150H139V147H138ZM153 152H157L155 151L154 149H151ZM208 150V149H207ZM211 150V149H210ZM45 151V153H44ZM68 151V150H67ZM51 152V151H50ZM49 152V153H50ZM147 152V153H146ZM53 153V152H52ZM126 153V152H125ZM54 154V153H53ZM154 154V153H153ZM209 154V153H208ZM158 155V156H157ZM207 155V154H206ZM44 156V161L42 160ZM42 157V159H41ZM59 157V156H58ZM140 157V156H139ZM54 158V157H53ZM63 158V157H61ZM82 158H85L82 157ZM209 158V157H208ZM68 159V158H67ZM81 159V158H80ZM86 159V158H85ZM59 160V159H58ZM62 160V159H61ZM121 160V159H120ZM43 161V162H42ZM57 161V160H56ZM118 161V160H117ZM58 163V161H57ZM56 163V164H57ZM63 163V162H62ZM73 163V162H72ZM63 164V165H64ZM86 164V163H85ZM60 165L59 163L56 165L58 166ZM214 165V164H213ZM62 166V165H60ZM74 166V165H73ZM125 166V165H124ZM217 166V165H216ZM52 167L54 169H52ZM65 167V166H64ZM85 167V165H84ZM123 168V166H122ZM18 169V170H17ZM69 169V170H68ZM67 170V173L68 171H72L74 173V176H76V178H80L78 180L80 181H77V179L75 181L71 180H66L67 179V176L65 175L66 171ZM86 170V168H85ZM120 171V170H119ZM52 172V174H51ZM65 172V173H64ZM71 172V173H72ZM122 172V171H120ZM0 173V174H1ZM66 173V174H67ZM70 174H67V175H70L73 177V175ZM72 173V174H73ZM81 175V174H80ZM84 180V182H83ZM108 180H111V179H108ZM122 180V179H120ZM222 180V179H221ZM105 181V180H103ZM107 181V180H106ZM105 181V182H106ZM93 182V181H92ZM100 183V181H98ZM110 182V181H109ZM123 182V181H122ZM132 184H131V183ZM91 183V184H90ZM120 183V182H119ZM225 183V182H224ZM21 184H23L24 186H26L25 188H21ZM107 184V183H106ZM115 184V183H113ZM115 185H118V182L117 184ZM225 185V184H224ZM223 183H222V187L224 186ZM108 186V187H106ZM221 186V185H220ZM226 186V185H225ZM112 187V189H111ZM217 187V188H216ZM123 188V189H124ZM226 188V187H225ZM229 188V187H228ZM142 189V190H141ZM218 189V191H216ZM227 189V188H226ZM115 190V191H116ZM122 190V188H121ZM222 190H225L224 187L223 189L221 188V191ZM126 191V190H124ZM143 192V193H142ZM224 191H222L221 193H223ZM226 192V190H225ZM125 193V192H124ZM142 193V194H141ZM229 193V192H228ZM117 194V193H116ZM114 194L115 196H117L118 194H122V193H118L117 195ZM136 194V195H135ZM224 194V193H223ZM230 194V193H229ZM107 195H113L112 194H101V196H107ZM125 195V197H127V195L131 196L130 192L128 194H123ZM138 195V196H137ZM29 196H34L33 198L30 199ZM100 196V197H101ZM122 196V195H121ZM140 196V197H139ZM123 197V196H122ZM103 198V197H101ZM115 198V197H114ZM118 198H120V196H118ZM117 198V199H118ZM133 198V202H134V199ZM121 199V198H120ZM146 199V200H145ZM234 199V198H233ZM104 200V199H103ZM116 200V198H115ZM122 200V199H121ZM126 199H124L123 201H125ZM129 200V199H128ZM223 200V202H222ZM229 201V202H228ZM2 202V201H1ZM0 202V203H1ZM132 202V201H131ZM3 203V204H5ZM33 203V202H32ZM38 203V204H37ZM225 203H227L225 205ZM235 203V202H233ZM34 204V203H33ZM133 204V203H132ZM130 204V205H132ZM137 204H139L137 202ZM142 204V203H140ZM32 205V204H30ZM224 205L226 206L227 210L224 211ZM238 205V204H237ZM7 206V205H6ZM232 206V205H231ZM230 207V205H229ZM3 209V208H2ZM232 209V208H230ZM229 209V210H230ZM4 210V209H3ZM41 212V211H40ZM38 212V213H40ZM138 212L140 214H138ZM26 213V212H25ZM45 213V212H44ZM133 213V214H132ZM37 214V212L29 209L27 211V213L24 215V213L22 212V215H24L26 218H31L32 221L34 220L35 222L37 221V224L40 225L39 223L41 222L40 220H36L38 219L37 217H35L34 215ZM45 215V214H44ZM119 215V214H118ZM118 215H117V211L116 210H101L98 214V218H96V226H97V230L99 231V233L101 234H105L107 232L106 229L109 227L111 229H113L112 227L116 225L120 226V223L121 225L124 223L122 222H118ZM42 215H40L41 217ZM118 217V218H116ZM35 218V219H34ZM31 219L29 220L30 221V225L32 223H34V221L32 222ZM42 219V217H41ZM120 219V218H119ZM248 219V218H247ZM125 220V223L127 222ZM118 224H117V222ZM45 222V220L43 222H41L42 224ZM116 222V224H115ZM251 222V221H250ZM50 222H48L49 224ZM125 223L123 224V227L120 226L119 229H121V227L123 228L122 230H125L126 228V225ZM36 224V223H35ZM35 224L32 225V232L34 233H37L36 230H38V225L36 226ZM47 223L45 225H48ZM52 226V224H49L48 226ZM47 226V228H48ZM125 226V228H124ZM14 227V226H13ZM35 227V229L33 228ZM41 227V225L39 226ZM43 227V225H42ZM41 227V228H42ZM251 227V226H250ZM37 228V229H36ZM44 230L41 229V232H46L47 231V234L48 232H52L53 230L52 227L48 228V230H46L47 228L44 226L43 227ZM46 228V229H45ZM115 229H117V232H119V229L116 227ZM255 229V228H253ZM251 229V230H253ZM1 230V229H0ZM4 230V229H3ZM1 230L0 232L2 233ZM121 230V231H122ZM8 231H13V230H8ZM36 231V232H35ZM114 230H112L113 232ZM255 231L253 235H249L248 238H241L239 240L240 243H244L250 239H253L255 240V250L253 251H257V254L255 253V256L254 258H249V260L247 262H245V264H264V243L262 244V240L264 239V236L262 234H260L259 232H256V230H253ZM16 230H14L12 233H8L9 235H14V233L16 234ZM28 232H30L28 230ZM39 232V233H41ZM102 232H105V233H102ZM110 232V231H109ZM116 232V230H115ZM116 232V233H117ZM124 236L121 234V235H115L118 237V236H123L126 237L124 231H122ZM247 232V231H246ZM248 232H249V229H248ZM37 233V235L39 234ZM251 233H253L251 231ZM52 234V233H51ZM101 234L99 236H96V240H102V239H99L101 237ZM108 234V233H107ZM111 235H107V236H112V233H110ZM200 234V235H199ZM204 235V236H201ZM7 235V234H6ZM5 234L3 235V237H7ZM49 235V234H48ZM114 235V236H115ZM15 236V235H14ZM16 236H20V233H17ZM105 236V235H104ZM201 236V237H200ZM215 236V238H216ZM221 236V238H222ZM244 237V235H242ZM181 237H184V236H181ZM179 237V238H181ZM188 237V236H187ZM227 237V238H228ZM2 238V237H1ZM98 238V239H97ZM123 238H120V239H123ZM194 238V237H193ZM210 239L212 240H215L213 239L212 237H209ZM225 238V237H224ZM223 238V239H224ZM239 238V237H238ZM111 239V238H110ZM113 239V238H112ZM178 239V238H177ZM199 239V241H200ZM210 239L207 238V241L210 242ZM1 240V239H0ZM38 240V239H36ZM116 240L118 241V238H116ZM192 241L191 239H188V242ZM196 240V239H195ZM196 240V241H197ZM219 240V239H218ZM225 240V239H224ZM3 241V240H1ZM117 241H115V238H114V242L116 243ZM184 241V245L186 244L187 245V240H182ZM230 241V240H229ZM237 241V240H236ZM102 242V241H101ZM113 242V241H112ZM119 242L122 243V240H120ZM174 242V241H173ZM178 242V241H177ZM181 242V241H180ZM178 242V244L180 243ZM189 242V243H190ZM206 242V241H205ZM216 242V241H214ZM218 242V241H217ZM227 242V241H226ZM238 242V243H239ZM251 242V241H250ZM260 242V243H259ZM197 243V242H196ZM89 244V243H88ZM93 244V243H92ZM112 244V243H111ZM119 244V243H118ZM127 244V243H126ZM193 244V243H191ZM195 244V243H194ZM204 244V243H202ZM209 244H216V243H208ZM253 244V243H252ZM91 245V244H90ZM103 245V244H102ZM128 245V244H127ZM172 245V244H171ZM176 245V243H175ZM182 244H179V245H176V247H171L173 250H170V245H169V248H167L168 250V253L170 252H175L177 249L179 250L180 247H181ZM219 245H220V242H219ZM228 245V244H227ZM242 245V244H241ZM260 245V246H259ZM92 246V245H91ZM119 246V245H118ZM164 246V249H166ZM201 245L199 244V247ZM234 246V245H233ZM250 246V244H249ZM94 247V246H93ZM117 247V246H116ZM129 247V246H127ZM178 247V248H177ZM187 247V246H186ZM186 247L184 246V248L186 249ZM194 248V245L192 246ZM217 247V246H216ZM237 247V246H236ZM177 248V249H176ZM183 248V246H182ZM226 248V246H225ZM3 249V248H2ZM106 252V249L108 248H103ZM191 249V248H190ZM209 249V248H208ZM218 249V247H217ZM238 249V247H237ZM242 249V248H241ZM244 249V248H243ZM252 249V248H251ZM177 250V252H178ZM212 250V248H211ZM210 250V251H211ZM215 250V249H214ZM226 250H228L226 248ZM115 251V250H114ZM164 252H167L165 250H163ZM182 251V250H181ZM224 251V249H223ZM222 251V252H223ZM232 251V250H231ZM239 251V250H238ZM243 251V250H242ZM247 251V250H246ZM245 251V253H246ZM120 252V251H118ZM180 252V251H179ZM196 252V251H195ZM109 253H111V251H109ZM208 253V252H207ZM220 252H218L219 254ZM100 254V253H99ZM103 254V253H102ZM106 254V253H105ZM171 254V253H170ZM243 254V253H242ZM59 255V254H58ZM75 255V254H74ZM119 254H117L118 256ZM162 255V254H161ZM221 255V254H220ZM250 256L251 255V251L248 250L246 254H243L241 257L237 258L236 260L232 261V259H234V257H232V259H230L232 262L230 264H241L242 263V259L245 258V256ZM36 256V255H35ZM69 256V255H68ZM114 256V255H113ZM112 256V257H113ZM116 256V255H115ZM155 256V255H154ZM157 256V257H158ZM165 256H168L167 253ZM188 256V255H186ZM219 256V255H218ZM226 256H228V254H226ZM238 256V255H237ZM236 256V257H237ZM34 257V256H33ZM60 257V256H59ZM67 257V256H66ZM65 257V258H66ZM70 257V256H69ZM222 258V262L224 263V260L226 258L223 259V255L221 256ZM64 258V257H63ZM72 258V257H70ZM77 258V257H76ZM79 258V257H78ZM163 262H165V257L163 258L160 257ZM160 258H158V261L161 260ZM218 260L220 257H216ZM228 258V257H227ZM34 259V258H33ZM61 259V258H60ZM80 259V258H79ZM36 260V259H35ZM52 260V258L50 259ZM59 260V259H58ZM81 260V259H80ZM125 260V258H124ZM146 260V259H145ZM153 260V258L151 259ZM161 260V261H162ZM216 260V259H215ZM216 261L217 264L219 263V261ZM229 260V261H230ZM32 261V260H31ZM73 261V260H71ZM87 261V260H86ZM160 261V262H161ZM168 261V260H167ZM41 262V261H40ZM51 262V261H50ZM58 262V261H57ZM100 261H98L99 263ZM120 262V261H119ZM150 262V260H149ZM155 262L154 264H156V258H155ZM151 261V263L149 264H152L153 263ZM210 262V261H209ZM221 262V261H220ZM225 264H228V261L226 260ZM95 263V262H94ZM159 263V262H158ZM65 264V263H64ZM82 264V263H81ZM120 264H122L120 262ZM206 264V263H205ZM211 264V263H210ZM214 264V263H213ZM220 264V263H219ZM222 264V263H221ZM244 264V263H243Z\"/></svg>",
	"mask_w": 264,
	"mask_h": 264
}]
</instances>
